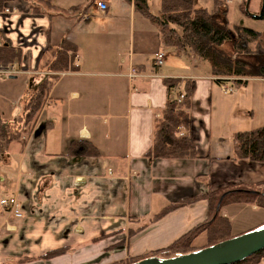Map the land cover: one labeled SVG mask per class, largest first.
I'll use <instances>...</instances> for the list:
<instances>
[{
    "label": "crops",
    "instance_id": "crops-1",
    "mask_svg": "<svg viewBox=\"0 0 264 264\" xmlns=\"http://www.w3.org/2000/svg\"><path fill=\"white\" fill-rule=\"evenodd\" d=\"M95 1L51 0L57 11L49 16L32 13L29 0H13L0 12V46L20 52L8 69L12 77L0 72L3 82L21 81L0 83L4 122L22 112L49 75L45 65L57 47L63 41L78 47L77 70L59 74L31 133L0 153V193H11L22 211L20 218L0 212V245L9 247L18 238L26 248H70L53 260L23 264H111L143 257L207 220L202 195L208 191L253 185L264 191V165L234 160L231 139L244 123L264 124V78L243 86L216 84L193 56L169 66L166 52H172L162 50L155 27L132 3L97 0L107 7L101 12ZM146 1L158 14L150 5L155 0ZM192 2L196 9L213 8V0ZM225 2L227 10L235 2L241 11L246 2L247 20L259 25L232 26L257 31L264 48V20L253 17L261 0ZM158 53L164 59L154 69ZM132 68L138 74L129 79ZM165 78L191 81L194 159L144 158L167 100ZM73 140L90 141L99 156H66ZM193 197L198 200L149 221L162 208ZM221 213L233 236L264 224V210L255 205H229ZM128 229L139 230L129 237Z\"/></svg>",
    "mask_w": 264,
    "mask_h": 264
},
{
    "label": "trees",
    "instance_id": "trees-1",
    "mask_svg": "<svg viewBox=\"0 0 264 264\" xmlns=\"http://www.w3.org/2000/svg\"><path fill=\"white\" fill-rule=\"evenodd\" d=\"M13 0H0V12ZM34 14L54 15L57 8L51 0H29ZM133 4L135 12L152 24L159 36L162 50H170L175 57L193 56L205 65L213 78V83L231 82L235 86L246 85L250 78H264V48L260 34L242 26L229 27L228 10L225 0H213V8L196 9L192 0H159L158 14H152L146 0H125ZM246 2L243 3L242 12ZM255 19L264 20V0ZM229 44V50L223 47ZM251 46H253L251 48ZM78 47L63 41L56 49L51 61L45 65L49 75L44 78L24 103L22 112L8 122L0 119V153H4L12 143L24 142L42 110L53 84L59 74L72 73ZM20 59L19 50L0 46V69H9ZM167 100L159 118L155 120L152 144L144 158L194 159L196 154L191 142V81L165 78L162 80ZM182 86V90L179 88ZM177 90L171 96V91ZM183 95L179 100V96ZM48 128L52 126L49 122ZM47 128V129H48ZM234 160L254 162L264 165V124L258 128L235 132L232 137ZM66 156L98 157V149L87 140H73L69 143ZM207 204V220L180 236L165 248L150 251L143 257L127 258L111 264H131L145 258H172L188 254L198 249L215 245L233 236L231 223L221 213L229 205H255L264 210V191L258 185L250 187H229L226 191H208L202 195ZM198 197L168 205L153 215L154 222L168 212L194 203ZM139 229H128L130 237ZM200 241L201 243H198ZM70 248H56L38 257L47 261L65 255ZM264 250L235 264H261ZM23 263L26 260H21Z\"/></svg>",
    "mask_w": 264,
    "mask_h": 264
},
{
    "label": "water",
    "instance_id": "water-1",
    "mask_svg": "<svg viewBox=\"0 0 264 264\" xmlns=\"http://www.w3.org/2000/svg\"><path fill=\"white\" fill-rule=\"evenodd\" d=\"M264 250V224L241 235L172 258H145L131 264H235Z\"/></svg>",
    "mask_w": 264,
    "mask_h": 264
},
{
    "label": "rangeland",
    "instance_id": "rangeland-1",
    "mask_svg": "<svg viewBox=\"0 0 264 264\" xmlns=\"http://www.w3.org/2000/svg\"><path fill=\"white\" fill-rule=\"evenodd\" d=\"M158 4H159V0H155V1H152L150 3L152 10H155V12H156V9L155 8L158 7ZM239 5L240 4H236L235 2L233 4H228V15H227V17H228L229 27H232V25H234V24L235 25L251 24L254 27L258 26L259 25L258 23L256 25H254V24H252V22L250 20H247L246 13H243L240 10ZM244 10L247 11V8H244ZM245 26H247V25H245ZM248 26H250V25H248ZM223 48L226 51H228L229 50V44L224 45ZM166 54H167V58H168V61H169L168 62V65L169 66H175V65H177L176 63H178V62H176L174 59L179 60V58L178 57H174L173 56V53L170 54L169 52H166ZM184 61L186 62V60H184ZM9 73L11 74L12 71H9ZM9 75H8V77H12V76H9ZM3 77H5V76H1V74H0V83H21V81H19V79L16 80V81H12V82H10V81H4L3 82V81H1V79H3ZM227 83H229V82H227ZM171 96L174 97L173 95H171ZM247 121H249L248 118H247ZM260 126L261 125H255V124L251 126L247 122V123H244L242 126H240L239 127V130L240 131L251 130V129L258 128ZM226 190H224V191H226ZM5 192L6 191H3L2 193H0V195H2L1 198L7 199V198L11 197L10 196L11 193H5ZM2 209L3 208L0 206V212L3 211ZM4 239H6V237ZM16 239H17V241H14L11 244V246H9V247L0 245V260H3V259H9L10 260L11 259V260H13V262L15 264H23V262L21 261L23 259L26 260L27 262L35 261V260H38V257L41 256L42 254H44L45 252H47L49 250H52V249H55V247H50V248H37V247L31 248V247H27L26 248V247H23L22 242L19 241L18 238H16ZM16 239H14V240H16ZM29 252H31V253H29ZM27 253H29V254L26 255ZM53 259H55V258H53ZM27 262H24V263H27ZM3 264H9V263H3Z\"/></svg>",
    "mask_w": 264,
    "mask_h": 264
},
{
    "label": "built area",
    "instance_id": "built-area-1",
    "mask_svg": "<svg viewBox=\"0 0 264 264\" xmlns=\"http://www.w3.org/2000/svg\"><path fill=\"white\" fill-rule=\"evenodd\" d=\"M95 6L98 10H100L101 12L105 11L107 9L106 5L101 2V1H95ZM164 59V55L163 53H158L155 58L153 59L152 62V66L154 69L160 68L162 65ZM3 74H7L9 75V70L5 69L3 71H0ZM138 71H136L134 68L131 69L130 73L127 75L129 79H133L135 77H137ZM227 91V90H226ZM228 92V91H227ZM174 94V93H173ZM183 97V95L181 94L179 96V98L181 99ZM0 206L7 212H9L10 214H12L14 217L16 218H20L22 216L21 214V208L20 205L18 203V201L13 198H7V199H0Z\"/></svg>",
    "mask_w": 264,
    "mask_h": 264
},
{
    "label": "bare ground",
    "instance_id": "bare-ground-1",
    "mask_svg": "<svg viewBox=\"0 0 264 264\" xmlns=\"http://www.w3.org/2000/svg\"><path fill=\"white\" fill-rule=\"evenodd\" d=\"M182 99V98H181ZM180 98H179V100H181ZM196 251V250H195Z\"/></svg>",
    "mask_w": 264,
    "mask_h": 264
}]
</instances>
